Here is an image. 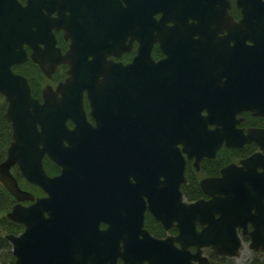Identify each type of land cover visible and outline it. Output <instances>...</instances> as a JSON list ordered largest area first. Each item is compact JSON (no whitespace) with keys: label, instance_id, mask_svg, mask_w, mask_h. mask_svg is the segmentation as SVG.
<instances>
[{"label":"flooded vegetation","instance_id":"obj_1","mask_svg":"<svg viewBox=\"0 0 264 264\" xmlns=\"http://www.w3.org/2000/svg\"><path fill=\"white\" fill-rule=\"evenodd\" d=\"M51 30L65 60L47 73L24 43L27 58L11 69L29 85L18 69L33 71L39 89L30 90L40 102L51 85L49 105L62 96L59 82L94 81L93 88L82 86L89 127L79 142L98 166L72 171L66 178L71 187L49 195L46 223L33 226V250L46 249L53 264H133L135 256L148 254L160 256L161 264L181 258L228 264L231 256L211 244L197 253L191 224L198 231L207 223L182 203L218 195L200 183L221 177L230 165L220 190L236 181L251 212L259 198L264 202V137L253 136L264 131V0H66L61 25ZM44 47L39 42L33 54L52 63ZM0 100L7 105L1 92ZM73 126L69 117L50 126L42 157L50 177L62 172L53 156L68 154L65 128ZM91 126L98 135L90 134ZM10 130L12 138L11 124ZM48 194L33 182V202ZM11 221L20 228L10 233L19 234L24 225ZM246 226L252 228L251 220ZM44 228L45 241L36 236ZM236 232L241 245L249 242L241 225ZM156 240L159 247H151ZM141 262L149 264L148 258Z\"/></svg>","mask_w":264,"mask_h":264},{"label":"water","instance_id":"obj_2","mask_svg":"<svg viewBox=\"0 0 264 264\" xmlns=\"http://www.w3.org/2000/svg\"><path fill=\"white\" fill-rule=\"evenodd\" d=\"M65 1L25 0V3H22L20 0H0V92L4 94L7 101L3 115L12 128L11 141L7 145L4 159L0 161V183L17 200L6 212V216L24 225L19 234H5L12 244L11 252L14 255L15 264H53V256L46 249L39 250L37 253L33 250V236H35L33 226L38 222L46 223L43 210H48L50 196H56L60 189L67 191L71 187L66 178L73 175L72 171L98 166L93 155L89 156L82 152L83 142H79L80 137L87 131L84 128L89 127L81 101L82 86L93 88L94 81L67 78L59 82L56 88L61 91L62 96L55 98L53 105H49L50 96L53 93L51 85L47 84L42 89L44 100L40 102L31 94L27 78L11 69L12 63L21 62L27 58L24 43L32 49L31 58L38 60L41 68L47 73L57 62L65 60V55H62L58 46L55 45L54 33L51 30L53 26L61 25ZM77 1L79 0H71L72 3ZM53 9L57 10V15L54 17L50 15ZM188 17L183 15L182 19L187 21ZM39 42L45 45L41 50L42 54L44 50L53 53L52 63L33 54V48ZM44 54L46 55V52ZM91 113L96 119L98 118L93 103ZM67 117L74 121L73 128H65L70 137L69 152L65 157L53 156V159L62 166V172L50 177L46 174L42 163V157L47 150L46 138L49 136L50 126L58 128ZM96 128L91 126L88 131L91 132L90 134L98 135ZM253 136L264 137V131L255 132ZM96 142L97 140L92 141V143ZM13 165L18 167L28 182L32 184L34 182L47 191L48 196L39 197L36 202H33V192L19 185L11 171ZM232 167L234 165L222 169L221 177L201 181L203 188L206 184H211L214 190L208 192L212 194L217 192L218 195H213L207 201L200 199L188 204L182 203L183 208L196 213L201 223H207L198 231L195 230L194 223H190L194 237L192 242L198 245L197 253L200 252L201 245L211 244L218 253L231 257L238 255L241 239L236 232L237 225H241L243 233L249 235L248 244L253 251L264 250V202L262 199L259 198V202L254 206L255 211L251 212L252 207L241 202L245 197L239 190L238 184L235 185L236 181L229 183L228 187L231 188L225 187L227 191L220 190L224 187L226 172ZM180 173L177 180L183 178ZM221 191L225 193L224 196H221ZM178 196H180L179 192ZM24 200L30 202L25 205L22 203ZM54 209H57L55 205ZM155 214L158 215L156 212ZM215 214L218 216L216 217ZM36 215L37 219L34 218ZM247 220L252 222L250 230H247ZM46 233L44 228L42 234L39 233L36 236L45 241ZM150 246L158 248L159 240L150 243ZM141 258H148L149 264H161V257L153 254L135 256L133 264H142ZM188 258L189 256L186 257V261ZM197 258L201 260V257L197 256ZM177 263L187 264L183 258L177 259Z\"/></svg>","mask_w":264,"mask_h":264},{"label":"trees","instance_id":"obj_3","mask_svg":"<svg viewBox=\"0 0 264 264\" xmlns=\"http://www.w3.org/2000/svg\"><path fill=\"white\" fill-rule=\"evenodd\" d=\"M32 66L33 62H32ZM18 71H22L27 74L29 82H30V87L32 90V93L37 92L39 89V85L36 83V79L33 78V71H30L29 69H18ZM5 106L6 102L5 100H0V161L4 159L5 154H6V148L7 145L9 144L11 140V130H10V124L7 121V119L4 117V112H5ZM45 167L47 168V164L45 163ZM13 173L18 179L19 184L26 189H29L30 191L33 192V184L28 182L23 175L19 172L17 167L13 168ZM14 197L11 195V193L3 186L1 185L0 187V211L3 210H9L11 205L14 202ZM6 211V212H7ZM20 226L17 223L12 222L6 214H2L0 216V250L2 249H7L10 247V244L5 237L6 233L13 232L17 229H19ZM1 230L4 231V233L1 232ZM6 232V233H5ZM9 254V252H8ZM10 259H9V264H14L13 262V255L10 254ZM228 264H235L231 259H229ZM249 264H264V259H261L259 256H254Z\"/></svg>","mask_w":264,"mask_h":264},{"label":"rangeland","instance_id":"obj_4","mask_svg":"<svg viewBox=\"0 0 264 264\" xmlns=\"http://www.w3.org/2000/svg\"><path fill=\"white\" fill-rule=\"evenodd\" d=\"M0 183V187H1ZM7 210L0 211V216L4 213L6 214ZM2 233H4L3 230H1ZM6 233V232H5ZM6 237V236H5ZM10 247L7 249H2L0 250V264H9V259H10V254L11 252V243L9 242ZM9 252V254H8ZM13 255V254H12ZM259 256L261 259H264V251H253L248 244V240L244 239L241 249L239 250L238 255L230 257V259L235 263V264H249L250 260L254 256Z\"/></svg>","mask_w":264,"mask_h":264}]
</instances>
